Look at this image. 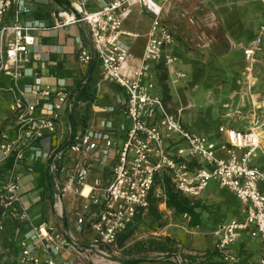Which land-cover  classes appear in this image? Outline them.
Returning a JSON list of instances; mask_svg holds the SVG:
<instances>
[{
	"label": "built area",
	"instance_id": "1",
	"mask_svg": "<svg viewBox=\"0 0 264 264\" xmlns=\"http://www.w3.org/2000/svg\"><path fill=\"white\" fill-rule=\"evenodd\" d=\"M164 1L68 0L65 7L52 11V23L45 27L37 21H17L20 15L30 14L26 0H0V78L10 80L0 86V91L11 95L8 109L12 116L0 124V234L6 231L7 219L28 221L27 207L20 200V184L24 171L32 172L37 165H43L56 208L63 206L67 195L84 200L82 205H74L72 216L77 232L85 228L92 234L89 244L82 247L73 235L66 240L51 234L53 227L45 223L29 226L21 233L16 229L20 264H58L56 255L64 250L82 261L93 257L104 262L117 256L122 250L118 237L134 215L147 209L150 198L165 204L163 177L191 202L210 181L232 192L245 219L243 224L230 220L216 228L215 252L222 262L237 264L238 258L229 254L228 248L240 231L250 227V235L259 240L262 251L256 262L245 264H264V171L250 164L260 143L257 121L245 132L218 127L217 134L225 142L217 145L189 130L181 111L171 112L162 96L152 93L154 67L159 63L171 66L176 61L165 52L175 40L161 20ZM258 1L264 7V0ZM91 3L97 6L93 10L88 8ZM11 8L16 22L3 24ZM134 8L148 13L150 23L143 52L131 66V49L140 36L123 25ZM79 24L87 27L92 50L78 37L74 43L79 63L101 61L104 79L122 91L116 104L123 107L128 127L119 126L124 133L120 145L115 144L113 122L107 119L97 125L75 127L72 115L79 103L76 92L69 91L65 81H59L54 89L28 69L31 47L36 45L35 32ZM260 53H264V19L254 39L242 48L248 64L254 63ZM24 79L31 82L23 85ZM113 110L112 106L108 112ZM223 117L240 120L243 112L227 109ZM218 151L224 156L218 157ZM98 168L108 170L110 175L105 180L93 177L88 184L93 169ZM183 219L189 217L184 214ZM176 227L193 234L185 224ZM204 255L197 257L202 259Z\"/></svg>",
	"mask_w": 264,
	"mask_h": 264
},
{
	"label": "crops",
	"instance_id": "2",
	"mask_svg": "<svg viewBox=\"0 0 264 264\" xmlns=\"http://www.w3.org/2000/svg\"><path fill=\"white\" fill-rule=\"evenodd\" d=\"M26 2L30 8V14L20 15L17 18V21L21 24L30 23L31 21H37L46 27L52 23V11L59 10L65 7L68 3V0H26ZM260 5L262 6L261 3ZM96 7L97 6L92 3L88 6V8L91 10ZM137 10L139 11V13L141 12L140 9L137 8ZM263 19L264 7L262 8L261 15L257 20L253 22L248 21L247 24L249 27V31H251L252 34L243 38L240 43H238V49H241V52L242 48L246 46L252 39H254L258 27L263 23ZM14 22H16V13H14V8H11L8 12H6V15L3 19V24L13 25ZM162 22L165 24L163 20ZM146 32L143 35L144 43L139 46V40H136L135 44L132 46V58L129 61V64L131 66L137 64L138 59L143 52L146 42ZM34 36L36 45L31 47V63L28 65V69H32L35 73H37L38 76H41L45 84H49L54 89L56 88L59 81H65L66 88L69 91L76 92L77 101L79 103L78 105H76L74 114L72 115V122L74 123L75 127L81 125H97L98 121L107 119L108 121L113 122L114 128L112 136L115 140V144L120 145L123 140V132L121 133V131L119 130V126L122 124H124L125 126L127 125L123 107L116 104V97L118 95L122 96V91L119 90L115 85L110 84L108 81H106L104 79L102 71L101 75L95 73L98 62L97 59H95V61H92L89 65L80 64L77 59L78 52L76 43L74 42L78 37L83 43H85L87 49L92 52L87 27H85V25L83 24H79L78 26L62 28V30L58 31L49 30L46 32H35ZM230 38L232 42L237 44V39H234L232 37ZM174 40V43L169 44L165 47L166 54L174 57L178 56L185 60L182 66L179 67L178 65H175L173 67V70L179 69L186 73L193 74L191 63V61L194 62V59L192 58L193 56L190 55V52H186L179 40H176L175 36ZM159 65H161L162 67L164 66L163 63L157 64L153 70L154 76L158 71ZM237 68L241 71L240 73H242L237 82L239 85L234 84V88L231 93H229V95H225L224 97L219 96L216 99V103L218 105L221 104V111H224V107H230L229 109H241L243 112V117L240 120H235L232 118H225L223 116L220 117V113H218L219 121L216 125L217 127H213L208 133L204 135L208 140L210 139L217 145H219L221 143H224L225 139L221 135L217 134L218 127L223 126L226 128L234 129L238 132H245L251 127L250 125L256 120V118H259L261 124L258 126L257 133H259L260 143L257 151L252 157L253 160L251 159L250 164L251 166L257 168L259 167L264 171V53L256 55L255 61L252 64L246 63L242 54ZM193 75L189 82H193ZM89 78L91 80V88L95 91V97L92 101L78 100V90ZM9 81L10 80L6 77L0 78V86L8 84ZM30 82V79H24L22 80L21 84L24 85ZM173 88L174 90L172 92V95L174 96H172V99H170L169 104H171L175 108L182 106L183 115V113L188 109L187 107L192 108L193 103H189V106H183V104L176 101V96L179 94L182 95V91L187 89L185 88L183 83H177L176 86H173ZM193 88L195 89V87ZM152 93L157 94L154 89V85ZM112 106L114 110L112 112H108V109ZM11 117L2 118L0 124L4 119L9 120L11 119ZM181 118L183 120V116ZM191 125H193V122ZM185 126L189 130L194 131V128H192V126ZM43 146L47 147L48 144L44 143ZM217 156L223 157L224 154L218 151ZM260 156L262 157L263 162H258L256 164L255 161ZM24 172L25 173L23 174L20 184V200L21 195L28 194L30 196V201L28 203L32 206L25 204V201H21L22 204L27 207L28 221L19 223L17 220H13L12 218L7 219L6 231L14 232L16 229H19L21 233L25 232L29 226H36L45 223L53 227V231L51 232V234L56 233L60 235L62 239L66 240H68L69 235H73L74 237H76L80 246H87L90 242L92 234L88 229L85 228L82 232H77L75 219L72 216L74 205L80 206L83 204L84 200H74L71 195H67V197L64 199L65 201L63 200V206L61 208H56L53 203V191L49 186V181L46 182V176L43 172V165H37L32 172ZM109 175L110 174L108 170L104 171L99 168L93 169L92 176L88 180V184L92 183L93 177L102 176V179L105 180ZM211 184L214 186L215 192L223 189L220 188L214 181H210V185L208 186V188L198 198H196L194 202H192H196L199 204L201 223L196 226V228H189L187 226V222L189 219H182V222L180 223L185 224L187 228L193 232V234L188 235L194 236L192 242H189L187 238L183 243L184 247L186 244H188V247H185L184 249L182 248V252L185 254L183 260L195 262L197 261V259H199V257H197L199 254L210 251L214 253L210 255L205 254L202 259H205L206 262L210 264H226L221 261V258L215 252V243L218 239V236L214 232L216 231L217 227L227 224V222H229L230 220H235L243 224L245 215L242 214L241 205L234 194L228 189H223L228 190L240 205L239 216H228L226 214V212H228V208L221 200V198L212 195V191H208ZM33 189L35 190V192L33 194H29V192ZM206 205H214V212L211 215H208V207H206ZM30 207H32L31 214L29 213ZM158 210H164V212L168 216H173V212L166 208V203L161 204L158 202ZM171 225L172 224H169L166 227H169ZM174 226L176 227L177 225ZM177 229L179 230V228ZM164 230L165 227L161 230L156 231L155 233H159L161 231L164 235ZM201 231H204L205 233H198ZM251 231L252 229H250V227H247L244 230L240 231L238 239L228 248V253L238 258L237 264H245L246 261L256 262L261 254L262 245L260 244L258 239H253L251 237ZM155 233H152L153 236H156L154 237L155 239H159L162 235H156ZM120 237L121 234L118 237V244L120 243V248L122 250L119 254H117V256L111 257L110 260L99 262L96 258L92 257L87 261H82L78 259L73 252L64 250L56 255V261L58 264H174L171 260L163 258L168 254L166 247L163 249L159 244L155 245L151 242L147 243L146 240L142 241L141 237L134 238V235L128 239L127 243L124 244L119 241ZM38 254L41 258L45 257V254L41 253V251H39Z\"/></svg>",
	"mask_w": 264,
	"mask_h": 264
},
{
	"label": "rangeland",
	"instance_id": "3",
	"mask_svg": "<svg viewBox=\"0 0 264 264\" xmlns=\"http://www.w3.org/2000/svg\"><path fill=\"white\" fill-rule=\"evenodd\" d=\"M162 8V20L169 26L176 40H179L186 52H190V55L193 56L194 62L191 61V63L194 75L179 69L173 70L175 65L182 66L185 60L175 56L176 61L174 64L161 67L159 72L157 71L155 74L154 89L158 96L163 97L171 112L181 111V117L183 116L185 125L192 126L195 132L205 136L204 134L218 124V113L222 117L224 111L230 108L224 107V111H221V104L218 105L216 99L219 96L229 95L234 88V84L239 85L237 82L242 73L238 70L237 65L242 52L241 49H238V43L252 34L247 23L248 21L257 20L263 7L258 0H165ZM149 22L150 16L148 13L143 11L139 13L137 8H134V13L123 26L125 30L139 34L140 37L137 40H139L140 46L144 43L143 35L149 28ZM230 37L237 39V44L232 42ZM101 71V61H98L95 73L101 75ZM165 72L166 77L161 81L159 79L160 75ZM192 75L193 82H189ZM177 83H183L187 89L182 91V95L176 96V101L183 104V106H189V103H193L192 108L187 107L188 109L183 115L182 106L175 108L169 104L170 99L174 96L172 95L173 86H176ZM10 103V93L0 91V122L4 117H11L8 109ZM256 121V126H259L261 124L260 119L256 118ZM192 122L193 125H191ZM126 124L128 127V121H126ZM250 126L253 127L254 125L251 124ZM258 162H263L261 156L255 161L256 164ZM208 191H212V195L221 198L228 208V212H226L228 216L240 215V205L228 190L220 189L215 192V188L211 184ZM34 192L33 189L29 194ZM21 201H25V204L32 206L28 203L30 201L28 194L21 195ZM206 207H208V215H211L214 212V205H206ZM31 208L30 214L32 212ZM159 213L162 216L160 221L144 214L134 232V238L141 237L142 241L146 240L147 243L159 244L163 249L166 247L168 254L163 258L171 260L174 264H183L185 254L182 252V248L188 247V244L184 247L183 243L187 238L189 242H192L194 236L188 235V233L178 230L174 226L182 222L181 218L168 216L164 210L159 211ZM159 222L161 225L158 226ZM169 224L172 225L166 227ZM164 227L165 234H162L159 239H155L156 236H153L152 233ZM198 233L204 234L205 232ZM127 241L128 239H123L120 242L125 244Z\"/></svg>",
	"mask_w": 264,
	"mask_h": 264
},
{
	"label": "trees",
	"instance_id": "4",
	"mask_svg": "<svg viewBox=\"0 0 264 264\" xmlns=\"http://www.w3.org/2000/svg\"><path fill=\"white\" fill-rule=\"evenodd\" d=\"M162 66L159 65L158 72ZM166 77V72L160 75V80L162 81ZM90 78L87 79L83 83V86L78 90V100L82 101H92L95 97V91L92 90L90 85ZM81 85V83H80ZM79 85V86H80ZM165 191V203L166 208L173 212V216L177 219H183V215H187L189 220L187 222V226L189 228H196L201 223V215L199 211V204L192 203L190 200L181 196L177 192L174 191L171 184H169V180L167 177H163L162 183ZM149 206L146 210H139L126 229L122 232L120 241L123 239H129L134 235L135 230L143 219V215L153 217L154 220L160 221L161 214L158 210V201L150 198ZM160 222L158 223L159 226ZM161 225V224H160ZM163 226V225H162ZM19 250L16 243V238L14 236V232L5 231L3 234H0V264H20L19 263ZM214 252L207 251L205 254H212ZM207 258V257H206ZM183 264H187L182 262ZM210 264L206 262L205 259H197V261H191L188 264ZM22 264V263H21ZM213 264H221V263H213Z\"/></svg>",
	"mask_w": 264,
	"mask_h": 264
},
{
	"label": "bare ground",
	"instance_id": "5",
	"mask_svg": "<svg viewBox=\"0 0 264 264\" xmlns=\"http://www.w3.org/2000/svg\"><path fill=\"white\" fill-rule=\"evenodd\" d=\"M87 190H85V192H86Z\"/></svg>",
	"mask_w": 264,
	"mask_h": 264
}]
</instances>
